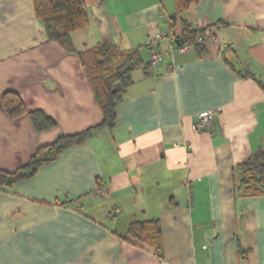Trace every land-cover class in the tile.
<instances>
[{
    "label": "crops",
    "instance_id": "crops-1",
    "mask_svg": "<svg viewBox=\"0 0 264 264\" xmlns=\"http://www.w3.org/2000/svg\"><path fill=\"white\" fill-rule=\"evenodd\" d=\"M85 3L90 25L72 32L69 52L46 40L34 0H0V169L102 122L79 51L108 42L143 59L114 128H96L0 188V264H264V193L244 192L237 170L264 148V0L191 4L180 17L214 27L216 38L203 52L176 48L158 66L147 43L170 31L177 0ZM246 71L255 78L239 75ZM7 91L57 126L37 131L29 115L12 118ZM207 109L217 111L213 124L197 131L196 114ZM151 220L159 245L130 231Z\"/></svg>",
    "mask_w": 264,
    "mask_h": 264
},
{
    "label": "trees",
    "instance_id": "trees-1",
    "mask_svg": "<svg viewBox=\"0 0 264 264\" xmlns=\"http://www.w3.org/2000/svg\"><path fill=\"white\" fill-rule=\"evenodd\" d=\"M199 0H177V11L170 25L181 45L194 46L203 52L207 43L198 41L199 35L206 33V28L197 29L186 23L180 12ZM35 12L44 23L46 40L57 42L66 51L74 52L71 34L90 25V17L85 0H34ZM180 26L178 32L176 26ZM177 44V43H176ZM178 45V44H177ZM79 58L89 79L94 96L103 113L100 124L86 130L58 137L54 142L40 146L29 162L14 171L0 169V188L10 187L16 182L34 176L40 167L55 160L64 150L75 144L88 140L96 128H114L117 122V106L123 100L124 94L134 82L132 73L140 67L143 59L137 50H125L108 42L79 51ZM242 77L255 75L246 71L239 73ZM264 87L263 83L259 81ZM3 106L12 118L29 115L37 131H43L57 126V121L42 109L29 110L22 96L14 91L3 95ZM240 172L238 186L246 193H264V148L258 149L237 165ZM130 231L142 239H149L159 245V226L155 220L134 221Z\"/></svg>",
    "mask_w": 264,
    "mask_h": 264
},
{
    "label": "built area",
    "instance_id": "built-area-1",
    "mask_svg": "<svg viewBox=\"0 0 264 264\" xmlns=\"http://www.w3.org/2000/svg\"><path fill=\"white\" fill-rule=\"evenodd\" d=\"M173 19L170 20L173 23ZM216 28V27H215ZM216 38L214 27L206 31L204 35L198 36V41H205L206 43ZM168 39L171 42V47L168 50H163L158 47L157 41ZM178 37L173 30L159 31L156 35L148 40L147 47L151 50L150 61L154 66H158L168 54H172L176 48L184 49L187 45H177ZM216 109H207L196 114V120L194 122V128L197 131H202L206 127L213 124V115L216 113ZM117 211V209L115 210ZM160 264H173L166 259H161Z\"/></svg>",
    "mask_w": 264,
    "mask_h": 264
},
{
    "label": "water",
    "instance_id": "water-1",
    "mask_svg": "<svg viewBox=\"0 0 264 264\" xmlns=\"http://www.w3.org/2000/svg\"><path fill=\"white\" fill-rule=\"evenodd\" d=\"M176 43H177L178 45H181V41H180L179 39H177Z\"/></svg>",
    "mask_w": 264,
    "mask_h": 264
}]
</instances>
